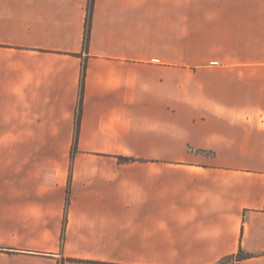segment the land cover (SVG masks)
Here are the masks:
<instances>
[{"label": "crops", "instance_id": "crops-1", "mask_svg": "<svg viewBox=\"0 0 264 264\" xmlns=\"http://www.w3.org/2000/svg\"><path fill=\"white\" fill-rule=\"evenodd\" d=\"M89 7L0 0V264H264V0Z\"/></svg>", "mask_w": 264, "mask_h": 264}, {"label": "trees", "instance_id": "trees-1", "mask_svg": "<svg viewBox=\"0 0 264 264\" xmlns=\"http://www.w3.org/2000/svg\"><path fill=\"white\" fill-rule=\"evenodd\" d=\"M93 6H94V0H90V7H89V12H88V19H87L85 39H84V45H85L86 48L88 47L89 40H90ZM84 77H85V70H84L83 76H82V87L84 85ZM80 117H81V102H80V106H79L78 112H77V124H78V127L80 125ZM237 258H238V260L241 261V260L250 258V256L240 254V255H238Z\"/></svg>", "mask_w": 264, "mask_h": 264}]
</instances>
